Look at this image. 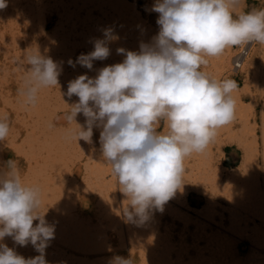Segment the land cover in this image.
Wrapping results in <instances>:
<instances>
[{"label": "clouds", "instance_id": "1", "mask_svg": "<svg viewBox=\"0 0 264 264\" xmlns=\"http://www.w3.org/2000/svg\"><path fill=\"white\" fill-rule=\"evenodd\" d=\"M6 7L0 0V9ZM244 7L245 0H156L152 11L159 14V31L150 43H141L139 51L119 48L122 62L99 69L95 77L69 81L66 95L78 101L69 105L65 119L78 128L68 135L91 143L93 129H100L103 160L128 202L122 212L126 221L144 223L153 210L163 211L183 188L185 157L204 152L217 129L233 120L236 81H217L201 68L228 48L264 45V8ZM115 38L106 29L76 63L91 70L93 61L109 57L108 43ZM22 62L19 94L34 106L42 89L59 85L61 68L38 48L25 51ZM79 114L83 125L76 121ZM9 131L7 116L0 117V142ZM41 206L39 186L25 185L15 161L8 160L0 167V241L11 237L21 247L31 244L39 255L25 258L0 243V264H48L45 249L55 226ZM112 264L134 259L116 256Z\"/></svg>", "mask_w": 264, "mask_h": 264}, {"label": "bare ground", "instance_id": "2", "mask_svg": "<svg viewBox=\"0 0 264 264\" xmlns=\"http://www.w3.org/2000/svg\"><path fill=\"white\" fill-rule=\"evenodd\" d=\"M99 1H103V4H121L122 7L127 5L134 10V13H136V7H138L139 4H142V6L145 4L144 0ZM148 1H152L153 5L156 2V0ZM4 11L3 13L6 12ZM87 13H89V11H87ZM114 13H118V22H116L117 19L115 20L113 17ZM113 14H111L112 20L108 18H100L95 22L86 23L87 20H82L80 22L79 26H83L79 27L77 33L79 36L78 40L80 42L81 38V42L84 47V50L81 51L82 54H87L93 50L95 41L97 39L104 38V32L106 29L111 30L112 35L116 37L108 43L110 50L112 49L113 51L116 47H128L130 45L129 50L134 49V44L139 41L142 34L138 23H135L138 19H125L123 14H121L118 10H115ZM3 22L5 26L8 25L9 28L11 26L13 27V23H11V21L5 20ZM27 23V27L32 29L31 24L33 21L30 17H27ZM64 23L69 24L67 25V28H69L67 32L77 30L78 23L75 24L71 22L69 18H58L56 26L62 28ZM13 29H17V27H13ZM9 30L11 31V28ZM12 33L8 34L9 38H7V40L10 41L12 37H15L16 39L15 33ZM57 33L58 30H55L47 37L46 41H48L49 49L53 46ZM62 33L65 32L62 31ZM24 41L26 43V47H22L19 52L23 55L25 54V51L31 50L30 48L34 45L35 39L33 38L32 41L30 38L26 37ZM251 44L252 43L247 44L248 50L249 47H252ZM261 46L262 49L258 50L256 53L253 52L256 57L258 56V59L262 58L261 54H264V45ZM24 48L26 49L23 50ZM246 52L243 53L246 54ZM245 54H242L241 56H244ZM23 55H17V59L21 60V62H18L19 64H23ZM80 55L81 54L78 56ZM78 56L71 54L66 55V58L63 59L64 63L61 69V74L58 77H61L63 81H59V84H63L68 87L69 81L74 80L78 76L87 74L89 77H95L99 69L107 65H111L110 61L107 59L96 60L93 61V68L91 70H86L85 67L76 63ZM218 58L211 57V60L209 61H212L219 71L223 70V76L226 78H231L232 75H229L230 71H233L234 74H236V71H239L241 75L243 74L242 76H244L245 82L247 81L246 83L248 84L249 80L252 81L256 74L259 73V69H254L252 71L244 65L235 69V65L227 64L225 61H220ZM70 60L71 63L74 64L73 68H70ZM222 62H224L227 66H223ZM253 74L254 77H251ZM22 77H25V73ZM247 84H245L242 94L237 91L232 92V96L235 100L234 118L230 123L219 129L215 146L212 147L208 145L204 152H193L184 159L183 163L190 170L192 177L194 176L196 183L198 182L197 180L200 179L205 182V189L202 194L206 201L207 209L205 212L200 213L203 219L202 221L191 220L189 219L187 213H185L188 217L187 220L186 216L181 215L177 211L173 209L170 210L169 208L167 209V212L172 218L178 220L179 222H183L182 231L177 233L178 240L176 241V244H178L174 245L173 243V247H171V256V251L168 246L170 235L165 234V231V235L161 236V238L164 237L163 240L156 238L161 240L160 242H156L155 235H157L158 232L157 230L155 231V228H150L151 225L147 226L144 224L143 226V224L126 221L122 215L123 209L126 207V202L124 197L121 196V215L124 219L123 228H125V233H127V236L129 235V237L130 235L132 236V238H130L131 240L135 237L136 242L144 241L147 249L146 255L142 256L139 264H264V104H262L260 111V128H258V126L257 128H248V118H246V113H250V111L247 112L243 108L246 112L244 113L241 102L242 97L249 93ZM66 92L67 90L61 91L58 86L44 88L40 91L39 96L44 97L45 100L41 102L40 99H38L36 105H27L25 107L26 113L22 116V118L25 119L23 125L27 126L28 124V128H22L24 131V137L21 140V144H18V147L13 146V149L16 154L22 155V158H24L26 163L29 164L22 182L25 185H35L33 180L35 178L41 179V193L45 192L44 207L46 213L42 211V208L41 211L45 213V219L47 222L55 226L54 238L52 240H55L59 244L66 245H70L69 242L75 240L79 243L78 249L81 246V250L85 252L83 253L80 250V253H76L71 248L73 250L72 252L76 253V255L79 254L81 259H77L73 254L70 261L68 257H65L66 259L62 258L63 254H66L63 253L64 250L63 252L59 250L60 252L58 251L56 257H53L49 253L50 249L47 247L45 249V259L48 264H95L98 259L96 255L98 256V254H103L105 256L110 252V249L107 247L109 245L106 244L108 241L105 239L100 240L98 238V228L95 229L96 227H94L92 223H89V219L87 222L81 224L82 221L79 220V216L82 212L76 205V201L79 196L77 192L78 190H71L65 185V178L71 171L73 163L78 164V161H80L78 159L73 160V157H75L73 155L77 154L79 145L83 142L85 143L83 140H79L77 142L75 138L68 135V130L76 129L78 128V125L75 122H72L71 124L66 122V124L64 123L62 125L63 121L66 120L65 116L67 113H64L61 116L55 115V113L63 109V105L67 104V101H71V104L78 101V97L72 96L69 98L66 95ZM19 97H21L20 94ZM67 97V100L63 99ZM54 106H59V110L54 109ZM43 109L45 110V120L43 119V121L39 120L37 122L42 115L40 111L43 112ZM76 121L77 123L83 125L85 117L82 114H79L76 117ZM97 131L98 132L96 133L95 130L93 135L97 137L96 140L99 142L100 130ZM256 136L260 137V143H258ZM5 144L6 140L4 142H0V156H3V152L1 150H3L2 147ZM92 146V142L89 143L88 147L84 146V173L86 179L88 180L86 181V183H88V188H85V190H88L87 192L90 193V195L99 194L100 199L98 207L100 208L99 211L95 212V214H98V216L102 218V214L105 211H110L111 213L112 211L116 212L112 214L118 213V206H111L112 200L106 195L104 190L101 189V187H106L108 184L113 183L115 175H113L111 165L105 169L102 168L100 163L95 160V153H93L94 150L93 148L91 149ZM230 146H235L236 149L240 150L242 153L241 165L237 171L232 173H228L225 172L226 170H223L225 168L224 163H230L225 155L226 148ZM7 152L4 151L5 156H8L9 152ZM232 163L233 161L231 164ZM37 168L43 169V172H41L40 169L37 171ZM107 177L110 178L108 181H105ZM30 181H32V183H30ZM95 183L100 185V189L97 187L93 190L92 184ZM117 186L119 188L118 184ZM193 189L197 190L196 187H193ZM118 191L119 194L122 195L121 191ZM42 197L43 196H41V198ZM215 198L224 202L226 205L223 207L219 204L217 205L215 203L216 201H214ZM103 201L106 202L102 204ZM179 204L186 205V194H183L181 198L179 196ZM103 206L104 209H102ZM163 214L164 213L161 212L160 217H162ZM157 220L159 221V219ZM99 221H101V219ZM175 225L176 222L172 221L170 226L174 227ZM188 225L192 228L191 233L190 231H183V229ZM152 226L154 225L152 224ZM134 244L136 243L134 242ZM124 245L125 244H123V246ZM75 246L77 248V245ZM134 249L131 248V250ZM140 251L142 250H139V252ZM131 253L134 252L131 251ZM108 256L106 258L101 257L102 260H98L108 264L107 261H110L107 259L109 258ZM91 259L93 262H91ZM110 264H112V262H110Z\"/></svg>", "mask_w": 264, "mask_h": 264}, {"label": "rangeland", "instance_id": "3", "mask_svg": "<svg viewBox=\"0 0 264 264\" xmlns=\"http://www.w3.org/2000/svg\"><path fill=\"white\" fill-rule=\"evenodd\" d=\"M144 1H145L144 6H142V4H139L138 7H136L137 8L135 11L136 13H134V10L127 5L122 7L121 4H114V3L103 4V1H99V0H6L7 7L0 9V34H1L0 35V117L7 116L10 131H9L8 136L5 138L6 144L2 147L3 150H1L3 152V156H0V167L5 166L8 160L15 161L19 169L21 178L23 180L26 174L25 171L27 172L26 169L29 165L28 163H26L24 158H22V155L16 154L13 149V146L18 147L17 145L21 144V140L24 137V131L22 130V128H28V124L27 126L23 125L25 119L22 118V116L26 113L25 107L27 105L23 103V98H21L22 96L19 97V89L23 85L24 77L22 76L24 75L25 70L23 68L24 67L23 64L18 63V62H21V60L17 59V55H20V56L23 55L22 53H19L21 48L26 47L25 46L26 43L24 39L28 37L33 41V38H34L35 39L34 45L30 49L34 50L36 48H39V51L41 52V54L51 57L55 62H57V64L62 69V66L64 63L63 59L66 58V55L75 54L76 56H78L79 54H82L81 51L84 50L83 44L81 42V38H80L81 43L78 40L79 36H78L77 31L79 27L83 26V25L79 26L80 22L82 20H87L86 23L95 22L97 19H100V18H103V19L108 18L112 20L111 14H113L115 10H118L121 12V14H123V17H125V19H134V18L138 19L136 20L135 23H138L140 31L142 32L139 41L134 44L135 46L133 50H129L131 45L128 47L119 46V47L114 48L113 51L112 49L110 50V55L107 58V60L110 61V64L112 65V64L120 63L124 59V54L118 53L117 49L123 48L126 51H139L140 44L150 43L153 37L159 31V26L156 23L159 14L152 11V7H153L152 1H148V0H144ZM127 3H130V2H127ZM245 3H246V7L243 8V10L245 11L251 10L252 8H264V0H245ZM3 11L5 13H3ZM87 11H89V13H87ZM3 16H5L6 18ZM27 17H30L33 21V23L31 24L32 29H29L27 27L28 25ZM113 17L115 18V20L117 19L116 22L119 21L118 13H114ZM58 18H61V19L69 18L71 22L75 24L78 23L77 30L76 31L72 30L70 32H67L69 29L67 28V25H69L67 23H64V26L62 28L56 26ZM5 20L11 21V23H13V27H17V29H13V27L10 25L11 26L10 27L11 31H10L9 26L8 25L5 26L3 22ZM13 30L17 32L15 33ZM55 30H58L57 37L54 39L53 46L50 47L49 49V44H48V41H46V39ZM62 31L65 33H62ZM9 33H12V34L15 33L16 39L15 37H12V39L14 40L12 39H11L12 41L7 40V38H9L8 37ZM16 41L17 42L19 41L18 44ZM251 46L252 47H249V50L246 52V54L241 57H238V56L236 57L238 47L228 48L225 50V52L222 55L217 56V58L219 57L218 59L220 61L222 60V61H225L227 64L235 65L234 66L235 69L242 67V65L246 66L249 70H252V71L254 69H259V73H257L255 77H254V74L251 75V77H254L255 79L253 78L252 81L249 80L248 84L246 83L247 81L245 82L244 76H242L243 74L241 75L239 71H236V74H234L233 71H230L229 75H232L231 78L224 77L222 73L223 70L219 71L218 68H216L215 65L212 63V61L211 62L209 61L211 60L210 59L211 57L207 58L208 64L205 66H202L201 70L207 73L209 77L216 79L217 81H221L224 79L235 80L237 83V88L234 91L240 92L241 94L244 91L245 84H247L249 93L242 97V100H241L242 109L244 108L247 112L250 111L251 113L250 115L249 112L246 113L245 110L243 109L244 113H246V118H248V128H251V127L257 128V126L258 128H260L259 127L260 126V111H261L262 104H264V67H262L264 66L262 65L264 64V54H261L262 58L258 59L257 58L258 56L256 57L254 53L262 49L261 44L252 43ZM25 49L26 48H24L23 50ZM69 62H71V60ZM222 63H223V66H227L224 62ZM70 64H71L70 68H73L74 64L73 63H70ZM86 70L88 69L86 68ZM58 80L63 81L61 77L58 78ZM57 86L60 88L61 91L67 90V87L63 84H59ZM43 98L44 97L42 96L38 97V99H40L41 102L45 100V98L44 99ZM63 99L67 100L68 97L63 98ZM67 102H68L67 104L63 105L62 110L58 109L59 106H54V109L59 110V112L55 113L56 116H61L64 113L70 112L69 105H71V101H67ZM40 113L42 115L40 119L37 120V122L39 120L40 121L41 120L43 121V119L45 120V110L43 109V112L40 111ZM66 122L67 121L64 120L62 125L64 123L66 124ZM219 129H217L216 136L213 142L209 144L212 147H214L216 144V139L218 136ZM95 130L97 133L98 132L97 130H100V129L94 128L93 132ZM161 130L163 131L165 129L161 127ZM256 137H257L258 143H260V137L259 136H256ZM96 139L97 137L93 135L92 137L93 146L91 147V149L93 148L94 150L93 153H95V160L98 163H100V166L102 168L106 169L110 164H107L104 162L101 151H100V144ZM88 145L89 143L87 142L85 143L83 142L79 145L77 154L73 155L75 156L73 157V160L78 159L80 161H78L79 162L78 164L73 163V166L71 167V171L67 174V177L65 178L66 187L70 188L71 190H75V189L78 190L77 192L79 196H78V200L76 201V205L79 208V210L82 212L80 216L78 215L79 220L82 221L81 224H83L87 222L89 219L90 221L89 223H92V225L96 227L95 229L98 228L97 229V235H99L98 238L100 240L105 239L106 241H108L106 244L109 245L107 247H109L110 250L109 249L108 250L110 252L106 254L105 256L103 254L101 255L98 254V256L96 255L98 259L102 260L103 257L106 258L109 255L108 256L109 258L107 259H109L110 261L109 262L107 261V263L110 264V262L113 261L112 260L113 257L122 256V257L128 258L131 256L133 259H135L134 264H139L142 256L146 255L147 249L145 247L144 241L136 242L135 237L133 240H131L130 238H132V236L130 235L129 237V235L127 236V233H125V228H123L124 219H123V216L121 215V196H123L125 199V202H126L125 206H127L128 202L126 201V197L123 194L122 195L119 194V191H118L119 188L117 186L118 182L116 180L117 179L116 176H115L116 179L114 177L113 183L108 184L106 187H101V189H103L106 195L109 196L110 199L112 200L111 206L113 205L118 206V213L112 214L116 212L112 211L111 213L110 211H105L102 214V218H100L98 214H95V212L99 211V208H100L98 207L100 196L99 194L90 195V193L87 192L88 190H85V188H88V183H86V181L88 180L86 179L85 173H84V169H85L84 167V163H85L84 146L88 147ZM4 151L9 152L8 156L4 155ZM225 155L228 161H230V163H224L225 168L223 170L224 171L226 170L225 172H228V173L237 171L241 165V156H242L241 151L236 149L235 146H230L226 148ZM232 161L233 163L231 164ZM184 168H185V172L183 175V182H184L183 188L182 190L178 191L177 194L164 205L163 211L153 210L150 213V218L144 223H139L138 221L133 222L137 224H143V226L144 224H146L147 226L151 225L150 228L152 227L155 228V231L157 230L158 232V233L156 232L157 235H155L156 242H160L161 240H163L164 237L161 238V236H164L165 234H169L170 239L168 242V246L171 251L170 256L172 254L171 247H173V243L174 245L178 244V243L176 244V241L178 240L177 233H180L182 231L183 222H179L178 220L172 218L170 214L167 212V209L168 208L170 210L173 209L183 216H186L185 213H187L189 219L191 220L193 219L194 221L196 220L202 221L203 219L200 213L205 212V210L207 209L206 201L202 194L203 190L205 189L204 180L202 179L197 180L198 182L196 183L194 176L192 177L190 170L185 166V164H184ZM38 169H40L41 172H43V169L37 168V171ZM109 178L110 177H107L105 181H108ZM30 183H32V181H30ZM33 183L36 186H39L40 189L42 188L41 179L35 178L33 180ZM35 185H27V186H35ZM92 186H93V190H95L97 187H99L98 189H100V185H98L97 183L92 184ZM192 186L196 187L197 190L193 189ZM44 193L45 192L41 193V196H43L41 198L42 205H43L41 208L43 212H45V207H44L45 194ZM183 194H186V205L179 204V196L181 198ZM214 201H216L215 203L217 205L219 204L222 207L226 205L224 202H221L216 198L214 199ZM105 202L106 201H103L102 204H104ZM102 209H104V206ZM42 211L41 213H43ZM161 212L164 213L162 217H160ZM188 217L186 216L187 220H188ZM186 218H183V219H186ZM100 219L101 221H99ZM157 219H159V221ZM172 221L176 222V225L174 227L170 226ZM36 223H38V221H34V225ZM152 224L154 226H152ZM120 227H121V230H120ZM187 227H185L183 231L184 232L190 231L191 233L192 228L189 225ZM165 231L166 233L164 234ZM119 235H122V236H119ZM156 238H159L161 240L156 239ZM134 242L136 244H134ZM1 243H5L9 247L15 248V250L20 255L24 256L25 258L35 257L36 255H39V253L35 251V249L33 248L31 244L21 247L19 245H16L11 237H5V239L1 241ZM69 243L70 245L69 244L68 245L59 244L55 240L53 241L51 239L48 244V248L51 251V252L49 251V253L53 257H56V254L58 253L59 250L62 252L64 250L63 253H66V254L65 255L63 254L64 256V257L62 256L63 259L65 257H68L71 261L73 254L75 255L77 259H81L79 254L76 255V253L77 252L80 253V250H81V246L78 249L79 243H77L75 240ZM74 244L77 245V248ZM123 244L125 245L123 246ZM142 246L144 247V249ZM71 248L76 253H73L72 252L73 250ZM131 248L133 249L135 248V249L131 250ZM129 249L133 251L134 253H131ZM139 250H142V251L139 252ZM98 259L96 260L95 264H100V263L105 264L106 263V262H100ZM91 262H93V260ZM172 262H175V261H172Z\"/></svg>", "mask_w": 264, "mask_h": 264}, {"label": "built area", "instance_id": "4", "mask_svg": "<svg viewBox=\"0 0 264 264\" xmlns=\"http://www.w3.org/2000/svg\"><path fill=\"white\" fill-rule=\"evenodd\" d=\"M247 47H248L247 45L245 47L244 46H239L238 49H237L236 57L237 56H240L241 57L242 54H245L243 52H246L248 50Z\"/></svg>", "mask_w": 264, "mask_h": 264}]
</instances>
